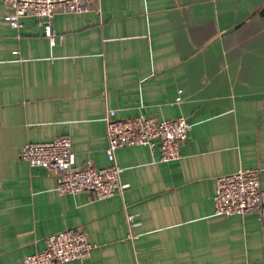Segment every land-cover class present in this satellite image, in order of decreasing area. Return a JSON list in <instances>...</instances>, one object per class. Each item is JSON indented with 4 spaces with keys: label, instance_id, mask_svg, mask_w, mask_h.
<instances>
[{
    "label": "crops",
    "instance_id": "crops-1",
    "mask_svg": "<svg viewBox=\"0 0 264 264\" xmlns=\"http://www.w3.org/2000/svg\"><path fill=\"white\" fill-rule=\"evenodd\" d=\"M5 13L0 0V264H25L67 228L94 247L65 264H264L260 213L212 203L216 178L238 170L264 190V0H101L56 14L53 45L42 19L15 29ZM107 109L187 118L180 158L118 149L126 188L100 200L59 194L20 159L25 143L67 136L75 166H107Z\"/></svg>",
    "mask_w": 264,
    "mask_h": 264
},
{
    "label": "built area",
    "instance_id": "built-area-1",
    "mask_svg": "<svg viewBox=\"0 0 264 264\" xmlns=\"http://www.w3.org/2000/svg\"><path fill=\"white\" fill-rule=\"evenodd\" d=\"M101 0H2L6 7L4 20L13 28L21 27L26 17L42 19L44 35L54 44L51 21L56 14H83L100 11ZM176 102L180 101L178 96ZM107 135L106 157L109 164L102 168L73 164L71 142L60 136L47 142H28L20 146L19 157L30 167L42 168L55 179L59 194L91 193L100 200L122 194L126 188L120 182L123 168L116 161V151L124 147L146 146L158 151V161L171 162L180 158V146L187 139L191 124L179 116L158 119L154 116L136 115L116 118L115 111H105ZM212 195L213 211L217 216L244 215L259 212L264 222V190L260 188L258 171L243 169L216 178ZM136 215L127 214L131 226ZM84 232L67 228L49 234L42 251L29 254L25 264H65L84 260L92 248Z\"/></svg>",
    "mask_w": 264,
    "mask_h": 264
}]
</instances>
